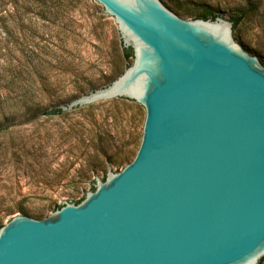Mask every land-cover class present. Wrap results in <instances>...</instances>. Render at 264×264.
<instances>
[{
	"label": "water",
	"instance_id": "1",
	"mask_svg": "<svg viewBox=\"0 0 264 264\" xmlns=\"http://www.w3.org/2000/svg\"><path fill=\"white\" fill-rule=\"evenodd\" d=\"M133 64L63 104L145 107L133 161L79 203L0 228V264H259L264 257V64L224 17L164 0H96Z\"/></svg>",
	"mask_w": 264,
	"mask_h": 264
},
{
	"label": "rangeland",
	"instance_id": "2",
	"mask_svg": "<svg viewBox=\"0 0 264 264\" xmlns=\"http://www.w3.org/2000/svg\"><path fill=\"white\" fill-rule=\"evenodd\" d=\"M178 3L197 8L209 6L225 19L237 8L255 4L260 20L247 26L248 37L245 32L240 36L234 30L235 38L240 44L252 43L264 51V38L255 34L264 30V0H178ZM181 17L194 19L190 15ZM73 18L78 42L71 38L66 44H77L82 58L77 55L79 62L74 68L53 77L55 82L62 79L59 99L55 103L53 98L44 96L45 106L37 111L39 116L34 122L0 136V216L5 223L22 214V207L31 216L38 215L42 208L45 214H51L53 203L83 198L98 176L105 177L110 166L122 170L127 161L133 160L142 141L146 110L138 102L125 100L95 110L76 108L61 115L44 112L75 97L78 86L87 93L91 87L117 79L134 60L132 56L124 62L120 60L118 25L98 1L83 0ZM260 59L264 64V54ZM123 155L128 160L121 165L111 164Z\"/></svg>",
	"mask_w": 264,
	"mask_h": 264
},
{
	"label": "trees",
	"instance_id": "3",
	"mask_svg": "<svg viewBox=\"0 0 264 264\" xmlns=\"http://www.w3.org/2000/svg\"><path fill=\"white\" fill-rule=\"evenodd\" d=\"M82 3L83 0H0V136L16 127L34 122L39 116L37 111L45 106L44 96L51 97L54 101L59 99V93L63 88L62 79L55 82L53 77L62 76L61 72H69L74 68L79 62L77 55L82 58L77 44L76 46L66 44L71 38L78 42V33L75 29L77 23L73 18V12ZM166 4L180 16L190 15L194 19H215L219 16L218 11L209 6L197 8L192 5L180 4L178 0H166ZM229 20L233 22V28L239 31L240 36L245 32L248 37L247 26L260 20L258 8L255 4L250 3L247 8L239 7L229 15ZM255 34L264 38L262 29ZM119 37L120 60L124 62L131 56L134 59L133 50L124 46L120 33ZM241 44L251 54L259 58L263 57L264 51L253 46L252 43ZM132 64L127 65L125 70ZM125 70L120 74H123ZM120 74L117 75V78ZM115 79L111 78L99 87H91V91L109 85ZM83 94H86L83 87L78 86L75 97L52 105L49 110L44 112L61 115L64 113L61 109L63 104H67ZM114 99L136 102L126 97ZM83 107L93 109L94 105ZM137 152H135L133 160ZM126 159L128 160V157L123 155L112 160L111 164L121 165ZM133 160L131 159L127 163ZM93 189H95L94 185ZM85 194L83 198L75 202L82 201ZM62 206L55 202L50 206L51 211ZM44 209L42 208L38 215H32V217L43 219L50 215L45 214L46 210ZM20 212L23 215L31 216L24 207L20 208ZM4 224L5 222L0 216V228ZM259 264H264V257Z\"/></svg>",
	"mask_w": 264,
	"mask_h": 264
}]
</instances>
